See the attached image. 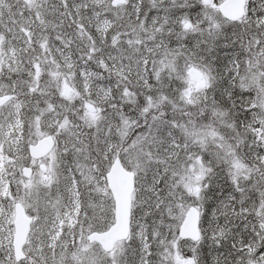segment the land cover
Wrapping results in <instances>:
<instances>
[{"label":"snow or ice","instance_id":"6c2138e0","mask_svg":"<svg viewBox=\"0 0 264 264\" xmlns=\"http://www.w3.org/2000/svg\"><path fill=\"white\" fill-rule=\"evenodd\" d=\"M0 264H264V0H0Z\"/></svg>","mask_w":264,"mask_h":264}]
</instances>
